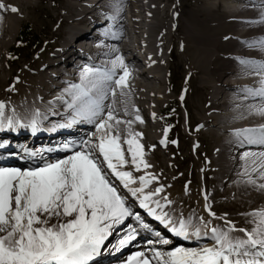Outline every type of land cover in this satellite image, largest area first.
<instances>
[{"label":"bare ground","instance_id":"bare-ground-1","mask_svg":"<svg viewBox=\"0 0 264 264\" xmlns=\"http://www.w3.org/2000/svg\"><path fill=\"white\" fill-rule=\"evenodd\" d=\"M182 1V5H173L170 0H51L48 6V0H4L6 5L18 7L19 12L0 13L3 16L0 20V102L7 105L6 117L29 126L0 129V166L21 170L42 166L44 162L66 158L70 152L63 150L64 144L90 138L96 132L94 125L60 127L70 119L65 90L81 83L85 66L110 69L112 61L122 56L131 70V87L126 97L117 93L115 107L118 116L125 120L134 119L137 114L142 117L143 123L134 122L132 127L143 134L141 143L152 165L148 171L160 176L159 183L165 186L162 195L173 202L164 211L173 222L190 219L200 226L196 218L210 220L206 214V206L210 204L221 218L234 222L237 228L250 230L253 227L250 213L264 210V189L258 187L264 183L261 176L264 145L242 143L236 132L264 126V97L255 96L251 91L264 88V68L260 67V62H264V46L256 43L264 39V0H189L187 4ZM29 21L36 27L39 24L41 33L45 34L44 49L34 60L28 57L29 61L25 62L24 56L21 58L27 65L25 70L18 63L9 65L7 73L3 56ZM55 23L56 30L52 26ZM94 28L98 31L94 32ZM89 38L91 42H80ZM41 43L35 44V48ZM177 48L183 61H179ZM166 50L171 56L165 60ZM243 60L256 63L245 64ZM171 63L177 69L187 70L190 87L201 100V105L187 106V99L183 97L186 127L190 133L195 130L192 135L207 136L213 141L210 144L213 152L207 154L210 160L201 173L204 181L207 178L202 196L195 185L181 182L176 169L177 152L167 156L158 150V145L163 147L161 141H168L167 137L162 139V129L157 124L161 123L159 116L170 101L165 88L169 79L164 69L171 70ZM120 74L122 70L117 69V77ZM13 75L19 82H11ZM9 85L11 91L5 93L2 88ZM193 106L197 115L193 113ZM125 107L127 115L123 111ZM32 119L39 121L36 132L30 127ZM120 129L121 135H125V125H120ZM199 147L200 141L195 146L197 153ZM249 178L256 185L248 183ZM132 207L140 212L148 228L133 216L129 220L136 225L137 238L114 248V243L130 232L125 228L126 223L117 226L92 264H130L137 253H144L153 264H161L155 257L157 250L167 260V254L176 248L199 249L211 244L207 238L176 236L170 227L139 208L138 203ZM217 218L211 220L212 225L223 227L224 220ZM236 235L243 236V233ZM165 239L170 243H161ZM136 241L140 245L136 246ZM142 241L146 244L158 241L160 246L141 247ZM151 248L152 253H147Z\"/></svg>","mask_w":264,"mask_h":264},{"label":"snow or ice","instance_id":"snow-or-ice-1","mask_svg":"<svg viewBox=\"0 0 264 264\" xmlns=\"http://www.w3.org/2000/svg\"><path fill=\"white\" fill-rule=\"evenodd\" d=\"M8 10L19 12L18 7L0 0V13ZM256 43L264 46V39ZM260 67L264 68V62ZM117 69L122 70L118 77ZM130 77L122 56L112 61L110 69L85 66L81 83L65 90L70 119L60 127L87 123L94 125L96 132L79 143L64 144L63 150L70 152L66 158L26 170L0 166V264H92L117 226L135 216L148 228L133 203L170 227L176 236L211 241L210 246L199 249L176 248L167 254V260L157 250L155 257L161 264H264V210L250 213V230L237 228L226 218H221L223 227L213 226L211 219L204 221L203 217L196 218L200 226L190 219L173 222L164 211L173 202L162 195L165 186L159 183L160 176L148 171L152 165L141 143L143 134L132 127L134 122L143 123L142 117L137 114L125 120L115 107L118 92L121 97L128 96ZM251 91L264 97V88ZM6 107L0 102V129L29 126L6 117ZM123 111L128 114L127 107ZM120 125L126 127L123 136ZM30 127L38 131L39 121L32 119ZM236 135L242 143L264 145V126L237 131ZM248 183L256 185L251 178ZM153 184L158 186L151 188ZM258 187L264 189V183ZM206 207L209 216L216 218L211 205ZM136 238V230L131 229L120 244ZM130 264H153V260L137 253Z\"/></svg>","mask_w":264,"mask_h":264},{"label":"rangeland","instance_id":"rangeland-1","mask_svg":"<svg viewBox=\"0 0 264 264\" xmlns=\"http://www.w3.org/2000/svg\"><path fill=\"white\" fill-rule=\"evenodd\" d=\"M170 1L173 5H176V4L182 5V2H183L182 0H170ZM206 1H212V0H206ZM185 2L187 4L189 2V0H185ZM174 3H176V4H174ZM214 3L215 2H212L211 4H214ZM217 3H219V1H217ZM47 5L51 6V0H48ZM220 10H221L220 12H222L223 8L221 7ZM52 26L56 30L57 24L56 23L52 24ZM26 27L30 28V30H29L30 33L27 35V37H25L23 39L26 43H23L24 44L23 46L21 45L22 43L19 42V40H20L19 39L20 33H19V35L16 36V38L14 39L13 46L10 49H7L8 51H6L4 56H3V63L6 65V72L7 73H9L8 72L9 65L10 66H12L14 64L17 65L18 63L21 64L22 70H25V67L27 65H25V63H23L24 60H21V58L24 56L23 59H25V62H28L29 61L28 57L31 60H34L37 58V55L42 51L43 43L46 41V36H45V34L41 33L42 29H41V27H39V24L36 27L33 22H31V21L26 22L22 27L23 29L21 28L20 32L23 31ZM39 42H42L40 47L35 48L34 45L35 44L38 45ZM179 44H180V42H178V45ZM44 47H46V46H44ZM174 48L176 50V47H174ZM177 53L179 54L178 48H177ZM170 56H171V52H168L166 50L165 57H164L165 60L169 59ZM9 57L11 60H9ZM179 61H183V57L180 54H179ZM178 69H177V66L175 67L174 64L172 65V63H171V70H168V68L164 69V75L166 74L165 75L166 79L167 80L169 79L168 80L169 82L167 81L165 88L168 92L167 94H168L170 101L168 102L167 108L165 109V111L163 110V114H160L159 118H160V120L162 119V121H161V123H160V121H158L157 125L160 127V129H162L163 133L162 132L160 133V135L162 136V139H163V137H167L168 141H166V143L162 144L163 147L161 145H158V150H160L161 152H164L165 155L167 154V156L169 154H172V151L177 152V154H178L177 155V157H178V162H177L178 168H176V169L178 171V176L181 178V182H183V183L187 182L188 186L195 185L198 192L201 195L204 193L205 188H206V183H207L206 182L207 178H205V181H204L201 173H202L203 169L205 168L204 166L207 165V161L210 160V158H206V157H207V154H210V153L212 154V152H213L212 149L210 150V147L212 146L210 144H213V141H211V138L208 139L207 136L204 137L205 138L204 139V138H199L200 136H196L194 134L192 135V132L194 133L195 130L193 131V129H192L191 133H190L189 127L188 128L186 127L187 111H186V108L184 105L183 97H185L187 99V101H185L187 103V106L189 104L190 105H192V104L201 105V100H200L199 96H196V94H194L193 89L190 87L189 76L187 75V72H186L187 70L180 68V67H178ZM13 77H15V78H13ZM75 77L78 78V76H75ZM17 78L18 77L16 75H13L11 82L13 84H15L16 82H19ZM169 86L171 88H169ZM2 89L4 90L5 93L6 92L9 93L11 91V85L5 86ZM194 99H195V101H194ZM196 99H197V101H196ZM190 107L192 108V106H190ZM190 107H189V110H190ZM193 108H194V106H193ZM195 110L196 109L194 108L193 113H195V115H197V111H195ZM166 111H168V112L165 113ZM152 121H153V125L155 126L156 124H155L154 120H152ZM149 124H151V121L149 122ZM149 126H151V125H149ZM195 126L196 125H194L193 127L195 128ZM90 133H91V131H90ZM181 139H182V141H181ZM185 140L187 143L185 142ZM173 141H175V143H173ZM198 141H200L201 147L198 148V153H197L195 146H196V143ZM183 142L185 144H182ZM161 147H162V149H160ZM163 149H164V151H163ZM165 150H166V152H165ZM150 153H152V152H150ZM184 160H185V162H184ZM206 214H207L209 219H211V220L215 219V218L213 219L209 216L208 211ZM216 214H217V217H219V219H221V217L219 216L220 213H216ZM217 217H216V219H218Z\"/></svg>","mask_w":264,"mask_h":264},{"label":"trees","instance_id":"trees-1","mask_svg":"<svg viewBox=\"0 0 264 264\" xmlns=\"http://www.w3.org/2000/svg\"><path fill=\"white\" fill-rule=\"evenodd\" d=\"M30 28L29 27H26L22 32L21 34L19 35V42L22 43L21 45L23 46L24 44L23 43H26L23 39L25 37H27V35L30 33L29 32ZM22 40V41H21ZM37 43V42H36Z\"/></svg>","mask_w":264,"mask_h":264}]
</instances>
